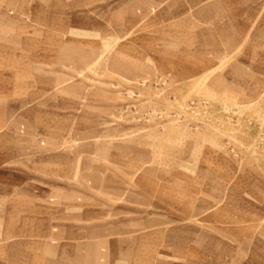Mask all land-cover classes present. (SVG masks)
<instances>
[{
	"label": "rangeland",
	"instance_id": "374dc122",
	"mask_svg": "<svg viewBox=\"0 0 264 264\" xmlns=\"http://www.w3.org/2000/svg\"><path fill=\"white\" fill-rule=\"evenodd\" d=\"M0 264H264V0H0Z\"/></svg>",
	"mask_w": 264,
	"mask_h": 264
}]
</instances>
